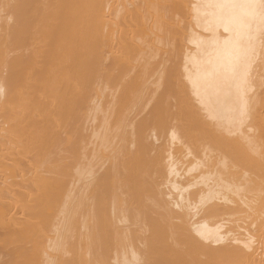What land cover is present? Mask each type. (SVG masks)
Segmentation results:
<instances>
[{"label":"bare ground","instance_id":"obj_1","mask_svg":"<svg viewBox=\"0 0 264 264\" xmlns=\"http://www.w3.org/2000/svg\"><path fill=\"white\" fill-rule=\"evenodd\" d=\"M0 264H264V0H0Z\"/></svg>","mask_w":264,"mask_h":264}]
</instances>
